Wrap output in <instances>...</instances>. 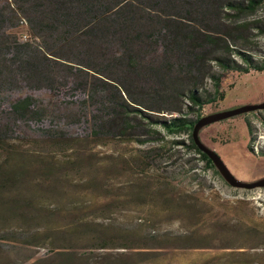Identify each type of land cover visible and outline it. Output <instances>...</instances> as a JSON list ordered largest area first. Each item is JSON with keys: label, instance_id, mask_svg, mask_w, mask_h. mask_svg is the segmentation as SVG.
<instances>
[{"label": "rangeland", "instance_id": "1", "mask_svg": "<svg viewBox=\"0 0 264 264\" xmlns=\"http://www.w3.org/2000/svg\"><path fill=\"white\" fill-rule=\"evenodd\" d=\"M10 32L30 37L24 23ZM220 91L201 117L262 103L264 72L225 73ZM26 94L47 106L44 128L62 139L31 122L8 125L13 150L0 151V166L13 185L0 193V264H264V189L231 188L185 146L97 145L67 118L70 100L43 90L7 93L1 109ZM200 139L238 180L264 177V110L209 125ZM145 155L156 161L132 162Z\"/></svg>", "mask_w": 264, "mask_h": 264}, {"label": "trees", "instance_id": "2", "mask_svg": "<svg viewBox=\"0 0 264 264\" xmlns=\"http://www.w3.org/2000/svg\"><path fill=\"white\" fill-rule=\"evenodd\" d=\"M263 6L264 0H0V151L12 152L5 132L17 122L62 139L54 125L44 128L51 114L35 97L8 100L1 109L7 93L43 90L70 100L64 109L75 112L67 118L83 123L97 145H181L213 169L191 131L205 106L223 100L225 73L264 72ZM20 23L30 34L25 41L10 32ZM180 135L187 145L167 139ZM146 161L156 159L132 160L141 167ZM12 185L0 166V193Z\"/></svg>", "mask_w": 264, "mask_h": 264}, {"label": "water", "instance_id": "3", "mask_svg": "<svg viewBox=\"0 0 264 264\" xmlns=\"http://www.w3.org/2000/svg\"><path fill=\"white\" fill-rule=\"evenodd\" d=\"M264 110V101L259 104H248L243 105L234 109L210 114L198 119L193 125L191 131L192 141L195 146L207 156L208 160L211 162L215 170L218 172L223 181L234 189L243 190H254V189H264V177L253 182H244L235 178L229 169L226 167L220 156L206 144H204L200 139V132L203 128L225 121L237 116H241L248 113H253L257 111Z\"/></svg>", "mask_w": 264, "mask_h": 264}]
</instances>
